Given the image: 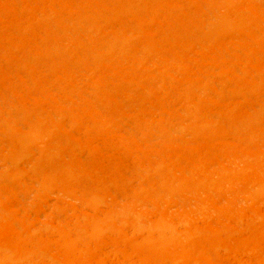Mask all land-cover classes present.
Masks as SVG:
<instances>
[{"label":"bare ground","instance_id":"1","mask_svg":"<svg viewBox=\"0 0 264 264\" xmlns=\"http://www.w3.org/2000/svg\"><path fill=\"white\" fill-rule=\"evenodd\" d=\"M0 264H264V0H0Z\"/></svg>","mask_w":264,"mask_h":264}]
</instances>
